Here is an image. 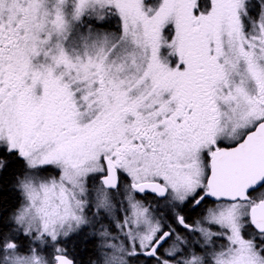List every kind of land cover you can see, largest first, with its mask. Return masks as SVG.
<instances>
[{
	"label": "snow or ice",
	"instance_id": "1",
	"mask_svg": "<svg viewBox=\"0 0 264 264\" xmlns=\"http://www.w3.org/2000/svg\"><path fill=\"white\" fill-rule=\"evenodd\" d=\"M0 264H264V0H0Z\"/></svg>",
	"mask_w": 264,
	"mask_h": 264
}]
</instances>
